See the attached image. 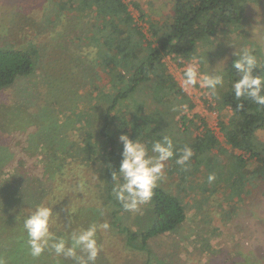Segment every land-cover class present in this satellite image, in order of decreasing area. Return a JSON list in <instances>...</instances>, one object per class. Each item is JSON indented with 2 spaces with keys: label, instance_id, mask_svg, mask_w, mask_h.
I'll list each match as a JSON object with an SVG mask.
<instances>
[{
  "label": "rangeland",
  "instance_id": "rangeland-1",
  "mask_svg": "<svg viewBox=\"0 0 264 264\" xmlns=\"http://www.w3.org/2000/svg\"><path fill=\"white\" fill-rule=\"evenodd\" d=\"M123 1L149 36V21L157 25L165 23L174 0ZM60 2L0 0V49L28 50L34 62L31 75L0 90V175H7L8 166L18 161L26 171L31 170V177L47 175L48 187L59 185L70 196L69 202L75 209L108 225L107 229L102 225L97 228L99 252L94 264H113L106 256L107 250L119 253V247H125L118 227L128 221L135 226L139 217L146 219L150 212L140 206L137 211L121 213L118 223L111 224V215L106 218L100 198L107 181H100L98 173L86 165L77 168L75 162L65 165L69 158L61 161L63 153L70 149L77 151L70 152L71 156L82 155L76 142L84 140L86 133L93 131L100 139L97 129L110 98L101 95L104 90L100 87L105 82L100 78L98 58L103 28L94 15L80 17L71 8L60 6ZM241 5L239 24L222 26L215 36L197 42L195 54L189 59L174 56L164 59L183 93L178 96L182 103L176 119L185 115L186 121L168 122L163 132L190 141L194 136L201 137L207 127L216 137L217 145L203 155L207 164L201 163L198 171L190 168L193 175H189L186 183L182 182V173L178 175L180 170L176 171L178 177L169 171L172 166L174 169L179 166L173 162L175 156L165 162L157 185L180 196L186 221L176 233L152 239L148 252L137 254L125 248L119 264H264V183L247 181L248 175L238 168L235 157L241 153L224 142L218 123L220 116L226 121L225 115L230 111L216 108V99L209 89L199 84L188 90L182 87L183 73L189 64H195L202 75H222L227 79L230 61L238 58L233 55L235 51L239 54L247 49L257 57L258 64L264 63V0H242ZM139 96L131 98V105L145 100V91H140ZM93 115V122L86 126ZM256 138L264 146V130L257 131ZM63 164L67 171L63 183L58 184L55 176ZM184 170L191 173L189 167ZM209 175L215 176L211 183ZM107 234L115 236V244L106 245V251H101L111 240Z\"/></svg>",
  "mask_w": 264,
  "mask_h": 264
},
{
  "label": "trees",
  "instance_id": "trees-1",
  "mask_svg": "<svg viewBox=\"0 0 264 264\" xmlns=\"http://www.w3.org/2000/svg\"><path fill=\"white\" fill-rule=\"evenodd\" d=\"M241 2L242 0H174L171 14L165 23L157 25L156 22L149 21V36L135 21L123 0L60 2V6L71 8V11L80 17L94 15L97 24L104 30L99 36L98 58L101 67L100 78L105 82L100 84L104 91L99 95L108 96L110 102L97 129L100 139L93 131H90V134L86 133L84 140L76 142L79 149L81 148L82 155L75 158L69 153L74 154L77 151L70 149L67 154L63 153L61 161L69 158L65 165L75 162L77 168L86 165L98 173L100 181H107L106 191H103L100 198L103 200L106 218L111 215V224L116 225L121 213L126 214L130 211L124 210L122 204L115 198L114 182L110 172L107 168L100 167L98 160L106 162L110 160L118 169L122 151L119 135L126 133L133 140L137 138L144 142L149 149V155H154L151 152L152 142L161 139L162 136H169L176 145L173 159L175 165H178L176 159L182 154L181 150L190 147L193 155L187 165H179L177 169L172 166L169 169L176 177H178L176 171L180 170L178 175L182 173L183 183L189 180L192 170H199L201 163L204 162L203 155L208 154L217 145L216 137L207 127L201 137L194 136L190 141L182 137L173 138L172 133L166 135L163 132L168 122H178V119L182 123L186 121L185 115L176 119L182 103L178 96L183 93L168 72L164 59L170 56L189 59L195 54L197 42L215 36L222 26L239 24L242 20ZM232 60L231 64L229 63L231 68L227 79H224L222 87L218 86V98L214 97L217 109L230 111L229 115H225L228 116L226 121L224 116H220L219 129L225 144L231 150L241 153L235 156L238 160L237 165L238 168L245 170L248 180L241 172L242 169L241 178L245 182L256 180V183L257 181L264 183V146L256 138V132L264 130V107L253 103L249 98L240 100L235 98L232 83L239 78V74L233 68ZM259 66L261 70L255 74L264 76V63ZM33 69L34 62L30 51L21 48L0 49V90L10 87L18 78L31 75ZM142 90L145 91V100L139 99L140 103L131 105V98H140L139 93ZM238 104H242L243 107L238 109ZM189 108H192V105ZM93 118L94 115L85 125L90 126ZM200 120L204 124V121ZM67 148L68 146L65 147ZM19 162L16 164L12 162L8 166L10 169H7V175L5 173L0 175V261L3 264H79L76 258L58 256L51 247L46 248L38 257L32 256L27 243V233L23 227L24 219L37 205L44 204L53 208L50 232L56 236H64L68 241L67 246H71L73 232L87 229L92 224L99 228L102 222L93 221L94 219L75 209L69 202L70 196L62 192L59 185L48 187L46 184L50 178L47 175L42 173L39 174L40 177L33 175L35 179L30 176L31 170L26 171L25 166H20ZM12 165L15 167L12 168ZM63 166L55 176L57 177L55 182L58 184L63 183L67 171ZM187 167L191 173L185 172L184 169ZM16 169L20 172H13ZM153 191L152 200L141 205L150 212L146 219L139 217L135 221V226L128 221L125 226L118 227V233L124 236L122 244L125 247H119V253L116 250H107L106 256L113 264L121 262L120 253L124 252L125 248L137 254L148 252V244L152 239L174 234L185 223L186 209L180 196L159 185ZM107 237L111 240L108 244L105 243L103 249L100 248L101 251H106V245L115 244V236L107 234ZM77 257L86 260L87 254L77 249Z\"/></svg>",
  "mask_w": 264,
  "mask_h": 264
},
{
  "label": "clouds",
  "instance_id": "clouds-1",
  "mask_svg": "<svg viewBox=\"0 0 264 264\" xmlns=\"http://www.w3.org/2000/svg\"><path fill=\"white\" fill-rule=\"evenodd\" d=\"M233 55L238 57L233 62V68L239 74V78L232 83L235 98L237 100L249 98L253 103L264 107V76L255 74L256 71L261 70L257 57L247 49L239 54L235 51ZM197 84L201 88L209 89L211 95L218 98L217 89L218 86H223L224 78L222 75H202L195 64H189L183 73L182 87L188 90ZM184 107L186 108V106ZM242 107V104L237 105L238 109ZM118 140L122 145L118 169L110 160L107 162L98 160V164L109 170L114 182L113 194L115 198L122 204L124 210L134 212L141 205L152 200L153 190L163 175L165 162L175 155L174 144L169 136H162L151 145V152L156 155H149L147 145L137 138L133 140L125 133L119 135ZM181 151L182 154L176 159V163L186 166L193 151L190 147ZM214 180L215 176L209 175V183ZM52 217L53 208L40 204L24 219L23 227L27 233V243L31 255L38 257L46 248L51 247L58 256L76 258L79 260V264H89V262L94 264L99 252L96 240L97 225L92 224L87 229L73 232L71 246H67L68 241L64 236H56L50 232ZM101 227L107 229L108 225L104 224ZM77 249L87 254L86 260L83 257H77ZM0 264L3 262L0 261Z\"/></svg>",
  "mask_w": 264,
  "mask_h": 264
}]
</instances>
